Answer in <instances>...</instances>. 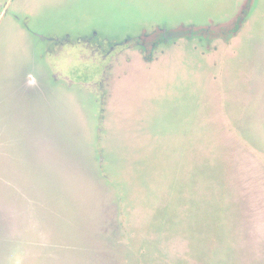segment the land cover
<instances>
[{
  "label": "rangeland",
  "instance_id": "1",
  "mask_svg": "<svg viewBox=\"0 0 264 264\" xmlns=\"http://www.w3.org/2000/svg\"><path fill=\"white\" fill-rule=\"evenodd\" d=\"M0 264H264V0H0Z\"/></svg>",
  "mask_w": 264,
  "mask_h": 264
},
{
  "label": "trees",
  "instance_id": "2",
  "mask_svg": "<svg viewBox=\"0 0 264 264\" xmlns=\"http://www.w3.org/2000/svg\"><path fill=\"white\" fill-rule=\"evenodd\" d=\"M161 28H163V26H161ZM163 29H164V28H163ZM192 29H193V30H192L191 32H197L196 34H198V32L201 30V29H199V30H198V29H195V27H192ZM205 30H207V32H209V31H208V30H209L208 28H205ZM162 31H163V30H162ZM163 33H164V34H162L161 37H160L161 39H162L163 36L165 35V32H163ZM209 33H210V32H209ZM205 34H206V32L203 33V35H205ZM213 34H214V33H212V35H213ZM203 35H201V36L204 37ZM208 35H209V34H208ZM50 36H51L53 39H56L57 41H59V39H60V40L62 39V38H61V37H62L61 35H56V36H54V35L51 34ZM63 36H64V35H63ZM178 36H179V35H178ZM132 37H133V38H136V37H138V35H132V36L126 37V38H124V39H120V40H121V42H124V40L130 39V38H132ZM66 38H67V37H66ZM66 38H63V40L66 39ZM78 38L86 39L85 37L83 38L82 36H79ZM91 40H92V39H91ZM112 40H113V39H112ZM137 40H139V39L137 38Z\"/></svg>",
  "mask_w": 264,
  "mask_h": 264
},
{
  "label": "flooded vegetation",
  "instance_id": "3",
  "mask_svg": "<svg viewBox=\"0 0 264 264\" xmlns=\"http://www.w3.org/2000/svg\"><path fill=\"white\" fill-rule=\"evenodd\" d=\"M164 29L166 30V26L164 27ZM48 36H49V33L47 34ZM64 35V34H63ZM46 37V38H48V40H49V44L51 45V46H53L54 44H56L57 42H59V41H57L56 39H53L51 36L50 37ZM83 38L85 37V36H83V35H81ZM62 39L63 38H66L65 37V35L64 36H62L61 37ZM68 38V37H67ZM66 38V39H67ZM121 42V40H119V43ZM114 44V42L112 41V40H108V47H112V45Z\"/></svg>",
  "mask_w": 264,
  "mask_h": 264
},
{
  "label": "water",
  "instance_id": "4",
  "mask_svg": "<svg viewBox=\"0 0 264 264\" xmlns=\"http://www.w3.org/2000/svg\"><path fill=\"white\" fill-rule=\"evenodd\" d=\"M31 73H32V72H31ZM29 82L31 83V85H32V87H33L32 89H33L34 92H35V91L40 92V90H38L37 88H35L36 85L33 84V81L30 80ZM41 92H42V90H41ZM42 93H43V92H42ZM32 94L34 95L35 93H32ZM43 94H44V93H43ZM40 96H41V95H40ZM44 98H45V96H44ZM46 99H47V98H46ZM46 99H45V100H46ZM46 101H47V100H46Z\"/></svg>",
  "mask_w": 264,
  "mask_h": 264
}]
</instances>
